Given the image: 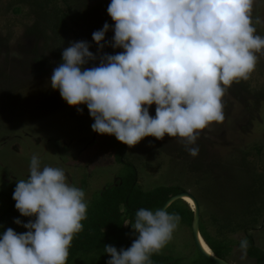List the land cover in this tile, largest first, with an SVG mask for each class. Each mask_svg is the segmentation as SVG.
Wrapping results in <instances>:
<instances>
[{"label":"clouds","instance_id":"9594fccd","mask_svg":"<svg viewBox=\"0 0 264 264\" xmlns=\"http://www.w3.org/2000/svg\"><path fill=\"white\" fill-rule=\"evenodd\" d=\"M255 0H111L114 21L92 33L98 66L85 68L97 56L87 41H72L53 69L50 85L69 106L86 104L98 134L114 135L129 147L145 137L179 138L192 157L197 140L213 122L225 119L224 96L234 82L248 80L264 54V37L253 19ZM104 42V43H102ZM156 105L155 116L149 108ZM82 113L83 109L77 108ZM27 179L18 180L12 199L27 223L26 232L7 228L0 236V264H67L73 238L83 230L88 204L83 189L70 184L62 168L44 166L33 155ZM180 216L166 208H140L132 224L131 247L105 245L106 264H152L172 239ZM241 249L248 247L247 239ZM243 258V257H242Z\"/></svg>","mask_w":264,"mask_h":264},{"label":"rangeland","instance_id":"374dc122","mask_svg":"<svg viewBox=\"0 0 264 264\" xmlns=\"http://www.w3.org/2000/svg\"><path fill=\"white\" fill-rule=\"evenodd\" d=\"M12 2L0 0V191L13 193L17 181L30 175L31 157L37 155L41 168H62L67 181L84 190L85 200H93L121 179V174L131 170L116 160L115 148L122 143L111 135L92 130L94 119L86 104L69 106L59 90L51 88L52 72L58 67L54 43L31 31L36 20L28 7L16 14ZM110 2L83 0L86 8H98L107 15L111 26L105 34L107 42L114 36V21L107 12ZM256 16L264 21V0H255L254 20ZM255 26L257 34L264 37V22ZM105 48L108 52H91L99 59L104 53L114 55L123 51L107 45ZM257 55L259 60L247 81L248 88L234 82L226 92L223 123L213 122L201 132L197 140L198 156H190L179 138L165 135L162 140L149 136L135 146H126L122 159L135 166L138 184L145 190L177 185L195 195L203 202L201 220L206 222L212 236L216 235L215 211L227 208L232 218L240 222L245 211L240 197L251 196L248 190L253 175L264 178V54ZM98 64L89 61L84 67ZM77 108L83 109L82 113ZM149 113L155 116L150 108ZM255 146L262 147L260 153ZM198 160L202 166L197 171L192 164ZM258 198L257 205L261 206L264 185ZM7 204V196L0 198V211ZM224 232L235 241L231 255L234 264H256L239 243L251 235L255 244L264 249V217L247 232ZM159 252L172 262L181 259L178 264L202 260L190 226L183 220Z\"/></svg>","mask_w":264,"mask_h":264},{"label":"trees","instance_id":"16d2710c","mask_svg":"<svg viewBox=\"0 0 264 264\" xmlns=\"http://www.w3.org/2000/svg\"><path fill=\"white\" fill-rule=\"evenodd\" d=\"M82 5L83 0H13L11 4L13 12L16 14L22 13L25 6L29 8L31 15L35 16L36 20L31 31L43 35L44 39L54 43L53 50L58 66L63 62V50L72 41H87L91 45L90 51L98 50L97 44L92 40V33L100 30L104 23L108 22V17L103 12H99L98 8H86ZM48 32H51V35H46ZM103 50L108 52L105 47ZM91 62L99 63V59ZM247 81L241 80L238 83L243 88H248ZM155 109V104L150 107L152 111ZM111 136L113 140L118 141L114 135ZM108 144L111 146L112 141L110 140ZM126 146L128 145L122 143L121 147L115 148L116 160L124 163L123 168L129 166L131 170L123 173L122 168L119 173V176L123 173L121 179H118L114 185L106 187L99 197L89 201L85 200L88 204L87 218L82 221L83 230L73 238L67 264H106L110 256L104 251L105 245H112L119 250L131 247L133 240L136 239L137 234L131 225L135 222V213L138 209L146 208L154 212L156 209L162 208L170 197L184 190L183 187L177 185L157 186L149 190L143 189L138 184V173L135 166L129 161L126 163L123 161ZM255 149L260 153L262 147L255 146ZM201 166V160L192 164L194 170L197 171ZM263 185L264 178L262 175H253L248 190L251 196L240 197L243 208L245 206V211L242 212L243 214L241 213L240 222L232 218L227 208L220 207L222 210L215 211L216 235L212 236L206 222L201 220L200 235L217 257L234 264L231 255L235 241H232L224 230L233 233L239 230L247 232L250 226L261 221V218L264 217V200L260 199V201L262 200L261 206L257 205V201L258 195L263 191ZM12 195L13 193L6 194L0 191V198L5 196L8 198L7 207L0 211V236L7 228H12L17 233L27 231L22 225L14 223L15 219H20L22 223L35 219L34 217H24L16 210V202L12 199ZM199 202L201 206L203 202ZM167 210L170 214H178L181 218L180 221L183 220L187 225L189 224L192 231L194 212L185 201L177 200ZM244 239H247L248 247L246 250H242L256 264H264V249L255 244L251 235ZM240 244L241 242L239 246ZM150 260L152 264H178L181 259L172 262L167 256L158 252L153 253ZM194 264L217 263L202 255V260L199 259Z\"/></svg>","mask_w":264,"mask_h":264},{"label":"water","instance_id":"95a60500","mask_svg":"<svg viewBox=\"0 0 264 264\" xmlns=\"http://www.w3.org/2000/svg\"><path fill=\"white\" fill-rule=\"evenodd\" d=\"M184 196H189L191 197L194 201H195V205H196V209L194 211V221L192 224V232H193V237H194V241L197 245V248L199 249L200 253L210 259L211 261L217 263V264H232L229 261H226L222 258L217 257L214 253H207L203 250V248L201 247L200 243H199V232H200V221H201V208H200V203L198 201V199L196 198L195 195H193L191 192L183 190L179 193H177L176 195L172 196L169 198L168 201H166V203L164 204V206L162 208H168L173 202L183 199ZM161 208V209H162Z\"/></svg>","mask_w":264,"mask_h":264},{"label":"bare ground","instance_id":"6f19581e","mask_svg":"<svg viewBox=\"0 0 264 264\" xmlns=\"http://www.w3.org/2000/svg\"><path fill=\"white\" fill-rule=\"evenodd\" d=\"M182 200L185 201L187 204L191 205L192 208H194V209H192V208L190 207V208L192 209L193 212L195 211V209H196L195 201H194L191 197H189V196H184ZM200 223H201V221H200ZM192 233H193V232H192ZM199 243H200L201 247L203 248V250H204L205 252H207V253H214L213 251H211V249H210V248L208 247V245L205 243V241L203 240L202 236L200 235V232H199ZM195 244H196V243H195ZM196 246H197V245H196Z\"/></svg>","mask_w":264,"mask_h":264}]
</instances>
